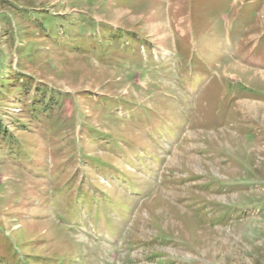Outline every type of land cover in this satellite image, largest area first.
I'll list each match as a JSON object with an SVG mask.
<instances>
[{
  "label": "rangeland",
  "instance_id": "1",
  "mask_svg": "<svg viewBox=\"0 0 264 264\" xmlns=\"http://www.w3.org/2000/svg\"><path fill=\"white\" fill-rule=\"evenodd\" d=\"M0 264H264V0H0Z\"/></svg>",
  "mask_w": 264,
  "mask_h": 264
},
{
  "label": "trees",
  "instance_id": "2",
  "mask_svg": "<svg viewBox=\"0 0 264 264\" xmlns=\"http://www.w3.org/2000/svg\"><path fill=\"white\" fill-rule=\"evenodd\" d=\"M52 24H55L54 22H52ZM116 35V34H115ZM80 45H85V44H80ZM83 50V49H82ZM36 106H39L38 104H36ZM99 110H101V109H99Z\"/></svg>",
  "mask_w": 264,
  "mask_h": 264
}]
</instances>
